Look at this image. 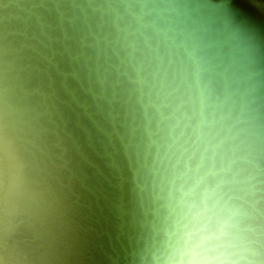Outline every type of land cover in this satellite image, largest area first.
I'll use <instances>...</instances> for the list:
<instances>
[{
	"label": "rangeland",
	"instance_id": "374dc122",
	"mask_svg": "<svg viewBox=\"0 0 264 264\" xmlns=\"http://www.w3.org/2000/svg\"><path fill=\"white\" fill-rule=\"evenodd\" d=\"M177 260L264 264V0H0V264Z\"/></svg>",
	"mask_w": 264,
	"mask_h": 264
},
{
	"label": "clouds",
	"instance_id": "9594fccd",
	"mask_svg": "<svg viewBox=\"0 0 264 264\" xmlns=\"http://www.w3.org/2000/svg\"><path fill=\"white\" fill-rule=\"evenodd\" d=\"M209 213V210L205 208L203 212L198 213L197 216L203 217L204 221L211 222L212 216ZM201 223L200 220H197V225ZM175 264H193L191 261H186V260H177ZM196 264H235L233 261H225V260H220V261H207V262H196Z\"/></svg>",
	"mask_w": 264,
	"mask_h": 264
}]
</instances>
